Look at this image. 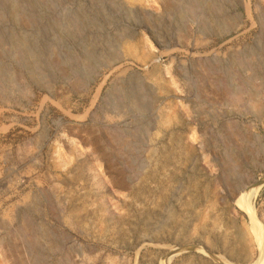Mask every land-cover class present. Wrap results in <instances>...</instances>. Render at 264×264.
Returning <instances> with one entry per match:
<instances>
[{
    "label": "rangeland",
    "instance_id": "rangeland-1",
    "mask_svg": "<svg viewBox=\"0 0 264 264\" xmlns=\"http://www.w3.org/2000/svg\"><path fill=\"white\" fill-rule=\"evenodd\" d=\"M260 183L264 0H0V264H253Z\"/></svg>",
    "mask_w": 264,
    "mask_h": 264
},
{
    "label": "bare ground",
    "instance_id": "bare-ground-1",
    "mask_svg": "<svg viewBox=\"0 0 264 264\" xmlns=\"http://www.w3.org/2000/svg\"><path fill=\"white\" fill-rule=\"evenodd\" d=\"M166 4L168 5L169 2H166ZM227 18L230 21H233V18L232 17H227ZM225 25H226V27H228L229 24L228 23H225ZM63 153L61 152V149H60V153L59 154L61 155L62 160L64 159V162H66L67 157ZM260 189H261V183L259 185H256V186L252 187L249 190L243 191L235 199L236 203L242 209H244L245 211L248 212V214H249V216L251 218L252 227L254 228V231H255V239L257 241L258 248L260 249L259 257H258V259L253 264H264V225H262V223L260 221H258L259 219H258V217L256 215V209H255V207L253 205V198L258 194V192L260 191Z\"/></svg>",
    "mask_w": 264,
    "mask_h": 264
}]
</instances>
